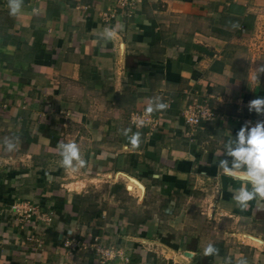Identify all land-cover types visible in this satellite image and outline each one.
Here are the masks:
<instances>
[{
  "label": "crops",
  "instance_id": "crops-1",
  "mask_svg": "<svg viewBox=\"0 0 264 264\" xmlns=\"http://www.w3.org/2000/svg\"><path fill=\"white\" fill-rule=\"evenodd\" d=\"M262 65L264 0H23L16 15L0 0V264H264V200L242 210L233 194L251 184L219 167L225 142L264 120L247 107L264 97ZM195 95L214 116L188 136ZM59 142L85 165L62 167ZM94 170L138 180L137 210L84 222ZM26 201L48 229L32 233Z\"/></svg>",
  "mask_w": 264,
  "mask_h": 264
},
{
  "label": "clouds",
  "instance_id": "clouds-1",
  "mask_svg": "<svg viewBox=\"0 0 264 264\" xmlns=\"http://www.w3.org/2000/svg\"><path fill=\"white\" fill-rule=\"evenodd\" d=\"M23 4V0H8L10 15H16ZM104 38L111 40L116 34V29L106 28L103 32ZM257 72H264V65L257 69ZM159 98H157L158 101ZM165 103H155V109H166ZM250 112L254 111L257 115H264V97H257L248 102L247 105ZM153 106L150 104L147 111L152 112ZM250 121H246L244 125L236 133L235 137L229 138L223 147L222 155L228 158L221 159L219 167L225 175L236 180H241L244 185L251 184V190L246 186L235 190L233 199L237 206L242 210L248 208V202L254 198L264 200V120H258L254 125L249 127ZM130 129H126L124 134L127 136ZM131 143L135 146L139 142V133L129 137ZM18 137H4L2 144L6 151L12 152L17 150ZM59 155L61 166L64 168L83 167L85 161L81 158L79 146L75 142H59ZM75 162V163H74ZM231 164V167H229ZM243 170L244 175L238 173ZM205 255H212L218 252L213 245L209 244L204 250ZM238 264H247L245 260H240Z\"/></svg>",
  "mask_w": 264,
  "mask_h": 264
},
{
  "label": "rangeland",
  "instance_id": "rangeland-1",
  "mask_svg": "<svg viewBox=\"0 0 264 264\" xmlns=\"http://www.w3.org/2000/svg\"><path fill=\"white\" fill-rule=\"evenodd\" d=\"M92 174L94 178L91 181L90 179L87 181V185L82 189L84 193L79 196L78 205L82 208L80 209V215H82L84 222L91 216L98 214V212L102 213L106 205L109 206L111 215L116 214L119 208L122 210L121 213L125 212L123 211L125 208L127 210L126 212H133V210H137L138 204L136 194H138L141 190L138 183L133 182L132 179H128L124 176L105 174L103 172L98 173L97 170H94ZM71 181H74V179L72 178L69 182H67V188L70 190L80 188L75 187L76 185ZM128 185H133L134 189H130ZM162 203V201H157L151 205L150 209H147L149 207L147 205L146 209L148 214L152 211L151 209H159ZM16 204L21 206V211L23 213L25 212V208L32 205V203H29L28 201L19 203L16 202ZM147 211L143 214L147 215ZM16 212L18 211L16 210ZM35 217L37 216L33 215V218ZM46 226H50V224H47ZM46 226L43 225L42 230L49 228ZM71 263L72 262H68L67 264Z\"/></svg>",
  "mask_w": 264,
  "mask_h": 264
},
{
  "label": "built area",
  "instance_id": "built-area-1",
  "mask_svg": "<svg viewBox=\"0 0 264 264\" xmlns=\"http://www.w3.org/2000/svg\"><path fill=\"white\" fill-rule=\"evenodd\" d=\"M182 116L184 118L185 124L184 132L189 136L194 133L196 127L199 126L204 120L213 118L214 110L213 106H211L209 97L201 98V96L195 95V97L186 102L185 107L182 110ZM15 209L18 212H21V206L17 204L15 205ZM24 213L27 214L29 226H33L32 233H36L35 229H37L39 225L42 226L43 223L49 224L53 219L51 214L44 211H39V208L37 209V206H34L33 204L25 208ZM33 215L37 217L33 218ZM67 234H71L68 229L66 232L61 231L60 238L63 241H68L66 238ZM95 239H98V236H96Z\"/></svg>",
  "mask_w": 264,
  "mask_h": 264
},
{
  "label": "bare ground",
  "instance_id": "bare-ground-1",
  "mask_svg": "<svg viewBox=\"0 0 264 264\" xmlns=\"http://www.w3.org/2000/svg\"><path fill=\"white\" fill-rule=\"evenodd\" d=\"M133 182L140 183V182H138V180H136V179H133ZM132 187H133V185H129V188H130V189H132Z\"/></svg>",
  "mask_w": 264,
  "mask_h": 264
}]
</instances>
